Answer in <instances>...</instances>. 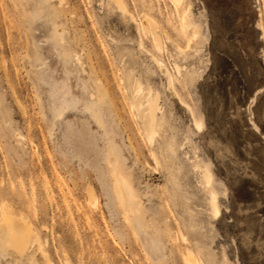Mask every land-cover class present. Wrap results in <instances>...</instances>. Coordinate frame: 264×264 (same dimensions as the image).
Listing matches in <instances>:
<instances>
[{"label": "rangeland", "instance_id": "rangeland-1", "mask_svg": "<svg viewBox=\"0 0 264 264\" xmlns=\"http://www.w3.org/2000/svg\"><path fill=\"white\" fill-rule=\"evenodd\" d=\"M126 1L133 16L0 0V215L31 220L48 255L0 247V264H264V0ZM133 82L158 97L169 158Z\"/></svg>", "mask_w": 264, "mask_h": 264}, {"label": "bare ground", "instance_id": "bare-ground-1", "mask_svg": "<svg viewBox=\"0 0 264 264\" xmlns=\"http://www.w3.org/2000/svg\"><path fill=\"white\" fill-rule=\"evenodd\" d=\"M109 1L112 2L114 4V6L116 8H118L123 14H125V15L130 14L131 16H133V13L131 12L126 0H109ZM176 1L180 3L182 0H176ZM59 2H60V5H62L64 3V0H59ZM61 12H63V9L60 10V13ZM145 22L147 23L148 27L151 26L153 29H156L159 27V23L156 21V19L154 17H152L150 15H148V17H145ZM143 23H144V21H143ZM54 24H56V23H54ZM140 27H141V25H140ZM262 28L261 29L264 30L263 25H262ZM55 31L58 35H61V36H63L64 32H65L64 28L62 26H59V25L55 26ZM194 35H195V33H194ZM263 37H264V34H263ZM156 42L159 44L160 47L162 46V43H161L159 38L156 39ZM153 59L156 61L157 65L162 70H164V72L167 75L170 83L172 84L173 83L172 75L168 71V69H167L168 67L166 68L164 61H162L159 57H157L155 55H154ZM163 67H165L166 69H164ZM130 81H131V79H130ZM135 82L132 83V86H134V87H132V89L130 86L131 97H132V106L135 109V113H136L135 117H137L140 120V124H141L140 128L142 129L143 133L145 134V138L149 141V143L151 145H154L156 143V141H158L159 145H161V151L163 152L164 156L168 157V155H169L168 149L170 150V146H169L170 144L167 142V139H166V131H165L166 127L163 128L164 124L162 123L160 116H159V111H161V107H160L161 105L159 103L158 97L153 95L152 92L150 93V91L149 92L147 91L148 92L147 93L144 90H142L140 88L141 84L139 86H135ZM173 84H172V86H173V88H175ZM96 88H97L96 93L90 94L91 109L93 110L95 116L100 117L99 115H97L98 109L102 110L105 108V106H104L105 99L104 98L107 97L106 96L107 94L105 95V92L103 93L100 90L99 86ZM198 127H200V126H198ZM132 147H133V150L135 152V155L138 158V154H137V150L135 149V146L132 145ZM153 157L155 158V160L158 159L155 152H153ZM169 160H171V159H169ZM110 162L111 163L117 162V160L113 154L110 155ZM116 180H117V185L119 186V196L125 202L126 197H125L124 191L121 187L122 181L118 175L116 176ZM92 197H95V196L91 195V201L93 202V204H95V200ZM211 202H212V214L216 220L217 218L220 217V210H219V206L217 205L216 197H212ZM17 218H19V216L17 217V214H15L13 212V210H11V209H4L2 211V213L0 215V247H1V249L5 252L11 253L14 257H18V256H24L26 253H28L31 246H36L37 249L42 251L43 254L48 258V255H47L46 251L44 250V244H43V241L41 239L40 233L37 231L34 223L31 220H28L26 217H23V219L25 220V226L22 228L17 223ZM20 220H22V219H20ZM189 258L193 264H196V260L191 253L189 254ZM16 259H18V258H16ZM32 263H37V262H35L33 260Z\"/></svg>", "mask_w": 264, "mask_h": 264}, {"label": "crops", "instance_id": "crops-1", "mask_svg": "<svg viewBox=\"0 0 264 264\" xmlns=\"http://www.w3.org/2000/svg\"><path fill=\"white\" fill-rule=\"evenodd\" d=\"M258 92V91H257ZM256 94H258V93H256Z\"/></svg>", "mask_w": 264, "mask_h": 264}]
</instances>
